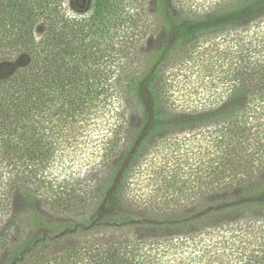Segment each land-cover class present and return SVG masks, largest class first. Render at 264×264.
I'll return each mask as SVG.
<instances>
[{"label": "trees", "instance_id": "1", "mask_svg": "<svg viewBox=\"0 0 264 264\" xmlns=\"http://www.w3.org/2000/svg\"><path fill=\"white\" fill-rule=\"evenodd\" d=\"M65 3L0 0V264H160L155 246L264 264V0L204 14L156 0L158 40L140 61V0H71L81 16ZM200 50L223 92L176 111L163 73ZM190 126L198 166L145 183L137 168L154 139ZM83 136L102 146L101 176L50 179Z\"/></svg>", "mask_w": 264, "mask_h": 264}, {"label": "rangeland", "instance_id": "2", "mask_svg": "<svg viewBox=\"0 0 264 264\" xmlns=\"http://www.w3.org/2000/svg\"><path fill=\"white\" fill-rule=\"evenodd\" d=\"M178 1L184 8L190 9L192 12L198 14H204L217 8L223 0ZM140 3L139 13L141 20L139 26L144 27H139L140 31L137 33L136 47L138 48V61L145 59L146 54L156 45L158 40V34H156L157 31L155 29L156 0H140ZM65 6L71 14L81 16L79 12L71 7V0H66ZM209 60H211V58H209L208 54H205V51H196L193 54L183 57L163 73L162 83L167 91L169 102L176 111L185 112L187 107H200V104L214 102L219 99V95L223 92L221 91V86L217 78L219 72L215 71L216 67H212L211 65H213V62ZM118 74L119 73L116 74V77L122 75ZM119 79L123 84L124 81L122 80V76H120ZM211 79L217 82V93H214L215 86L213 85L211 87L209 84ZM210 95L211 97H209ZM125 100H127L126 96ZM119 103L123 104V100L121 102L116 100L115 105L118 106L120 105ZM130 112L132 120H136L135 112L132 110ZM105 118H109V115L106 114ZM91 126L93 127L94 125L92 124ZM90 131L92 133L93 129L88 132ZM199 131V128L196 127H183L174 131L164 132L155 138L150 148L139 162L140 164L137 168V172L141 179L144 180L145 183H148L154 174L159 172L167 174L173 167H185V169H187L192 166L196 168V166H198L197 160L200 143L197 138L189 136ZM99 132L100 131L97 130L94 133L99 134ZM83 134H86V131H84ZM85 137L86 136L82 137L80 140L81 143H75L71 147L67 146L61 151L52 169L48 171V177L50 179L55 180L58 177L59 181L67 180L68 182L75 183V185H79V183L85 179H90L92 174H94L95 177L101 176L103 170L101 165L102 146L99 143L95 144L92 140H90V142H92L89 143V140ZM166 170L167 172H165ZM191 173H194V171ZM160 180L161 179H159L155 185L150 184L151 186L149 189H153V186L156 188L160 185ZM172 188L174 189L173 192H178L176 188ZM163 193L164 191L161 190L159 196L163 195ZM179 196L177 201L181 206L191 205V198L181 193ZM141 236L145 237V235ZM178 248L179 247L157 248L155 246L152 251L154 252L155 250L164 254L159 260L160 264H188L186 258L194 260V264H201L198 263V261L204 263L207 257V260H218L215 257V250L218 249L219 246H215V248L205 256H203V250L199 252L197 250L196 252V247H185L184 249L187 251L184 252L185 258L179 256L180 250H178Z\"/></svg>", "mask_w": 264, "mask_h": 264}]
</instances>
